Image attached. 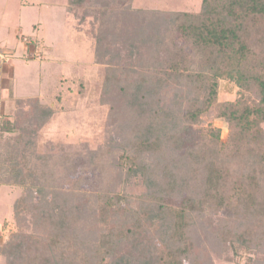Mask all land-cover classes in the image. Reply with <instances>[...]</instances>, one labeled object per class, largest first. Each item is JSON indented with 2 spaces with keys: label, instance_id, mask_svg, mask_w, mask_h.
Listing matches in <instances>:
<instances>
[{
  "label": "trees",
  "instance_id": "1",
  "mask_svg": "<svg viewBox=\"0 0 264 264\" xmlns=\"http://www.w3.org/2000/svg\"><path fill=\"white\" fill-rule=\"evenodd\" d=\"M133 3L66 5L81 27L74 40L93 49L82 93L109 108L99 148L56 152L50 141L44 152L40 132L56 105L17 98L11 86L0 184L23 192L0 255L6 264H215L214 252L264 264V0H202L195 12ZM222 80L238 96L219 105ZM212 119L229 129L226 141L221 128L199 126ZM89 171L94 189L83 187Z\"/></svg>",
  "mask_w": 264,
  "mask_h": 264
},
{
  "label": "rangeland",
  "instance_id": "2",
  "mask_svg": "<svg viewBox=\"0 0 264 264\" xmlns=\"http://www.w3.org/2000/svg\"><path fill=\"white\" fill-rule=\"evenodd\" d=\"M67 1L0 0V67L4 65L2 80L8 79L6 86L3 81L0 83V118L8 109L5 108L6 100H9V107L13 104L8 97L10 85L14 86L15 97H38L44 103L56 105V112L40 132L44 152L49 151L45 143L50 141L54 142L56 152L69 143H74L77 149L80 144L97 149L107 135L108 105L97 100L89 102V97L87 100L82 93L85 91L82 84H87L95 66L93 49L80 45L79 39L74 40L73 35H79L81 27L67 16ZM133 4L137 8L195 12L201 9L202 0H134ZM6 57L11 62L4 63ZM60 90L62 102L57 106L55 98ZM237 96L238 87L222 80L217 103L233 101ZM199 126L212 130L221 128L222 141L228 139L229 129L221 120H208ZM97 175L93 171L83 173V187H97ZM143 186H131L129 190L140 193ZM22 192L19 186L0 184V245L9 234L13 203ZM224 216L227 215L222 211L217 217ZM212 255L215 264H245L248 261L246 254L234 260H226L214 252ZM0 264H6L2 255ZM184 264H193V261ZM254 264L260 263L255 261Z\"/></svg>",
  "mask_w": 264,
  "mask_h": 264
},
{
  "label": "crops",
  "instance_id": "3",
  "mask_svg": "<svg viewBox=\"0 0 264 264\" xmlns=\"http://www.w3.org/2000/svg\"><path fill=\"white\" fill-rule=\"evenodd\" d=\"M7 59V60H6ZM5 60L6 61H4V63H7V62H11V60L10 59H8V57H6L5 58ZM3 70H4V65H1V67H0V78H1V80H0V83H2V81L4 82V85L6 86L8 83H7V81H8V79L6 78L5 80H2L3 78V76H2V72H3ZM3 84V83H2ZM10 88H9V91L11 90V85L9 86ZM14 87V86H13ZM11 93V92H10ZM10 93H9V95H8V97H10ZM18 98V97H17ZM11 102H12V100H11ZM13 103V102H12ZM11 103V104H12ZM5 108H8L9 109V100H6V105H5ZM7 109V110H8ZM6 110V111H7Z\"/></svg>",
  "mask_w": 264,
  "mask_h": 264
}]
</instances>
